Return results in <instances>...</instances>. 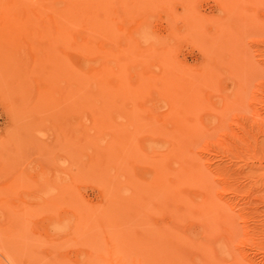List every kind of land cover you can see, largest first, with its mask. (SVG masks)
Instances as JSON below:
<instances>
[{
  "label": "rangeland",
  "instance_id": "1",
  "mask_svg": "<svg viewBox=\"0 0 264 264\" xmlns=\"http://www.w3.org/2000/svg\"><path fill=\"white\" fill-rule=\"evenodd\" d=\"M0 264H264V0H0Z\"/></svg>",
  "mask_w": 264,
  "mask_h": 264
},
{
  "label": "bare ground",
  "instance_id": "2",
  "mask_svg": "<svg viewBox=\"0 0 264 264\" xmlns=\"http://www.w3.org/2000/svg\"><path fill=\"white\" fill-rule=\"evenodd\" d=\"M16 6H17V5H16ZM11 7H12V6H11ZM18 8H19V7H18ZM12 9H13V8H12ZM15 9H16V8H15ZM15 13H16V12H15ZM88 52H89V51H88ZM86 54H88V53H86ZM87 56H89V55H87ZM86 82H87V81H86ZM205 200H206V199H205ZM205 200H204V201H205ZM210 209H211V208H210Z\"/></svg>",
  "mask_w": 264,
  "mask_h": 264
}]
</instances>
